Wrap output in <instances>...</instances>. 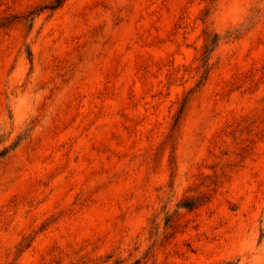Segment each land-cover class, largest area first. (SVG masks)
<instances>
[{
    "label": "rangeland",
    "instance_id": "rangeland-1",
    "mask_svg": "<svg viewBox=\"0 0 264 264\" xmlns=\"http://www.w3.org/2000/svg\"><path fill=\"white\" fill-rule=\"evenodd\" d=\"M0 0V264H264V0Z\"/></svg>",
    "mask_w": 264,
    "mask_h": 264
},
{
    "label": "trees",
    "instance_id": "trees-1",
    "mask_svg": "<svg viewBox=\"0 0 264 264\" xmlns=\"http://www.w3.org/2000/svg\"><path fill=\"white\" fill-rule=\"evenodd\" d=\"M60 1V0H59ZM59 1H58V3H59Z\"/></svg>",
    "mask_w": 264,
    "mask_h": 264
}]
</instances>
